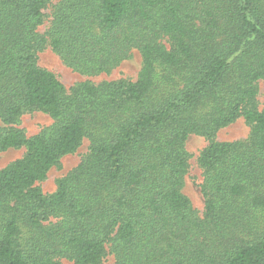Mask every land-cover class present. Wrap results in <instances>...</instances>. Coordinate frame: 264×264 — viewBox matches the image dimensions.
Instances as JSON below:
<instances>
[{"label": "trees", "instance_id": "16d2710c", "mask_svg": "<svg viewBox=\"0 0 264 264\" xmlns=\"http://www.w3.org/2000/svg\"><path fill=\"white\" fill-rule=\"evenodd\" d=\"M53 4V2H55ZM51 6L48 29L39 34ZM134 81L66 90L37 65ZM264 0H0V264H264ZM49 127L27 138L25 112ZM243 119V141L217 133ZM207 144L201 217L182 193L186 141ZM87 141L52 194L37 183Z\"/></svg>", "mask_w": 264, "mask_h": 264}, {"label": "rangeland", "instance_id": "374dc122", "mask_svg": "<svg viewBox=\"0 0 264 264\" xmlns=\"http://www.w3.org/2000/svg\"><path fill=\"white\" fill-rule=\"evenodd\" d=\"M59 1V0H57ZM56 3L53 2V4ZM51 6L44 11L46 18L43 25H41L37 32L43 34L49 27L51 19ZM37 65L51 73L61 82L66 90H69L76 84L89 82L91 84H99L100 82H108L114 80H129L134 81L140 69L141 62L137 51L133 50L129 59L123 61L118 67L113 69L109 74H100L97 76L80 75L70 68L66 67L62 61L50 50L45 47L37 54ZM257 103L259 109L264 108V84L258 83ZM52 119L41 112H25L19 119L18 128L24 131L27 138L38 134L42 129L49 127L52 124ZM249 134V127L245 124L243 119H238L233 124L220 130L215 140L218 142H238L243 141ZM207 142L197 136H191L186 141V152L188 153V170L184 177V184L182 193L188 198L193 209L197 215L201 217L203 211V197L200 192V184L202 183V171L197 165V158L200 151L206 146ZM88 143L83 141L77 151L71 155L64 156L58 166L51 168L45 180L37 183V186L44 194H52L56 189V181L64 177L72 169H74L82 157L87 152ZM24 154V149H9L0 153V170L20 159ZM61 264H73L70 261L61 259ZM100 264H115L112 255L107 254Z\"/></svg>", "mask_w": 264, "mask_h": 264}]
</instances>
